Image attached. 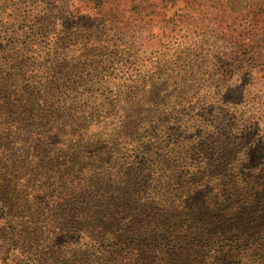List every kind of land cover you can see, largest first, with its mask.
<instances>
[{
	"label": "rangeland",
	"instance_id": "374dc122",
	"mask_svg": "<svg viewBox=\"0 0 264 264\" xmlns=\"http://www.w3.org/2000/svg\"><path fill=\"white\" fill-rule=\"evenodd\" d=\"M5 94L17 101L9 106L0 152L15 163L19 220L39 227L37 238L34 226L19 238L10 215L15 206L0 197V264H85V249L103 242L82 229L80 217H68L63 195L35 191L53 182L60 193L69 184L61 172L48 180L52 171L38 160L56 144L63 163L74 152L98 158L100 144L112 142L116 166L77 167L76 174L102 184L105 173L108 189H91L110 192L100 206L121 211L123 223L160 203L175 220L179 214L202 222L216 202L232 201L235 180L241 186L264 180V0H0ZM21 94L37 95L40 105L25 107ZM41 108L47 121L37 118ZM195 167L205 170L196 185L174 182L180 170ZM162 174L175 179H153ZM76 200L79 207L82 198L70 206ZM53 206L60 216L55 228L48 225L53 214L47 216ZM263 216L254 227L248 218L238 224L246 236L220 241L209 234L195 249L207 264H264ZM222 250L228 251L221 257Z\"/></svg>",
	"mask_w": 264,
	"mask_h": 264
},
{
	"label": "trees",
	"instance_id": "16d2710c",
	"mask_svg": "<svg viewBox=\"0 0 264 264\" xmlns=\"http://www.w3.org/2000/svg\"><path fill=\"white\" fill-rule=\"evenodd\" d=\"M7 84L5 87H9L10 82L7 78ZM22 87L21 84L18 85ZM20 94V93H19ZM12 94H5V96H0V134L4 128V123L11 120L10 116V104L16 102L11 101ZM34 97V98H33ZM19 100L25 107L33 109L34 105H40V99L37 95L27 96L22 95ZM38 102V103H37ZM128 101L125 102V104ZM37 103V104H36ZM31 107H30V106ZM38 120L47 121L49 114L45 109H39L36 113ZM17 129V128H16ZM17 131H21L20 129ZM10 134H16V130L12 129L8 131ZM26 136H35L32 133L26 132ZM40 136V135H39ZM37 145L40 146V140L38 139ZM104 145L100 144L101 150L98 158H91L87 154L81 152H74L72 156L66 157L63 163L59 161L64 153L57 152L58 144L51 147L53 154L49 157L48 155H41L38 160L40 165L46 167V171L52 175L48 177V180L52 181L56 178L55 172H61L63 175L61 177L69 180L68 186L60 187L59 190L52 188V183L42 184L44 190L41 187L35 189L38 195L42 196L46 194V190H50V194L54 197L56 194L60 197L63 195V199L69 207L68 217L71 220L75 219V216L80 217L82 222V229L91 235L96 236L101 242L99 245L93 247L92 250L84 251L85 264H207L210 263L202 255L203 252H199L197 244L202 242L204 236L209 234L211 239L218 236V239L231 241V238H238V236H246L244 233L237 231L239 227L238 224L248 218L249 225L255 226L256 216L264 207V180L257 181L254 184H248L241 186L238 180L234 181L231 186V191L228 195V199L232 200L225 205L216 204V208H212L210 212H204L209 214V218L198 220L196 216H193L192 220H186L184 216L178 214V219L175 220V214L173 211L164 208V203L156 204L146 209H141L133 220L127 223H123V216H121V211L110 212L100 206L106 202L108 197L112 195L110 192H103V189H108L106 184L105 173L99 178L102 184L97 182V177L95 175L85 174L83 177L79 178L76 174L77 167L80 170L85 169L86 171H91L96 164L97 166L102 163L106 168L110 165L116 166L120 157L116 154V149L113 147L111 150L109 148L110 144ZM0 197L7 200L11 206H15L14 193L16 192V175L15 163L11 162L7 151L0 152ZM47 158L48 161H47ZM69 158V163H68ZM126 163V168H133L131 164ZM82 168V169H81ZM201 169V168H200ZM196 171V172H195ZM205 170L201 169L197 171L195 167L192 173L180 170V176L175 179L171 175L162 174L157 178L154 177L156 181H161L164 177L165 181L169 182L174 180V182L180 184L181 186L191 187L199 182L200 173ZM156 173V172H152ZM192 175L187 177V175ZM128 181V180H127ZM169 183L168 186H172L173 183ZM84 184L90 185L87 187ZM14 185V187H13ZM101 187L98 189H91V187ZM251 186H258L260 188H252L253 193H250ZM13 187V188H12ZM11 190V191H10ZM43 192V194H42ZM74 198H82L79 207L76 206L78 201H74L73 206H70ZM39 204L37 208L40 211H44V206H41V200L37 201ZM79 209V211H78ZM55 206L50 210L48 209V215L52 216L50 222H48L49 227H54V216L60 217L58 212H54ZM214 211V212H213ZM54 212V213H53ZM105 212V214H104ZM120 215L118 218L115 215ZM10 215L17 225L13 227V231H16L19 238L28 235V230L30 227L34 226V232L36 233V238L38 235V224L32 221L33 225L28 223V220L21 222L20 216L17 214L16 206L14 210L11 209ZM263 222L261 223V228L264 229V216L262 217ZM20 222V223H19ZM201 223L198 227L196 234H193V229ZM20 226V227H19ZM259 227V225H258ZM55 228V227H54ZM53 228V229H54ZM158 228L161 233L158 234ZM264 239V236H262ZM36 238L34 241H36ZM158 238L163 240H168V243L160 247L158 243ZM26 240V239H25ZM262 244V243H261ZM260 244V245H261ZM225 249V248H224ZM228 250H222L220 256H225ZM259 254L261 251L257 250ZM259 261H264V255L258 257Z\"/></svg>",
	"mask_w": 264,
	"mask_h": 264
}]
</instances>
